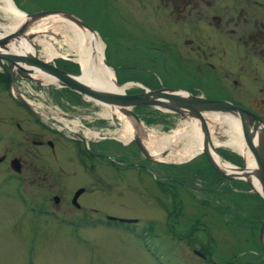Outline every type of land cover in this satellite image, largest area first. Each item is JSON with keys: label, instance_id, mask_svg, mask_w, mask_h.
<instances>
[{"label": "flooded vegetation", "instance_id": "1", "mask_svg": "<svg viewBox=\"0 0 264 264\" xmlns=\"http://www.w3.org/2000/svg\"><path fill=\"white\" fill-rule=\"evenodd\" d=\"M15 2L26 5L30 12L65 11L95 31L97 28L108 30L104 37L99 36L102 41L103 38L110 41L115 48L113 57L118 63L114 68L115 74H151L150 79L154 82L151 89L164 87L155 83L154 74H167L173 84L167 88L224 101L245 113L244 122L250 126L252 123L263 125L264 128V0ZM7 64L12 67L11 63ZM2 68L0 94L8 92L9 96L13 95L15 103L4 102V97H0V122L12 126L16 135L12 141L17 151L10 152L7 143L1 141L0 163L9 165L10 160L16 158L18 166L13 170L9 165L11 173L6 172L2 178L4 181L15 180L18 184L29 183L37 190L51 193L56 183L66 176V188L70 189L68 201L78 214L77 218H67V223H115L117 219H110L113 216L136 219L134 222H122L124 227L137 225V217L107 213L104 208L109 201L122 202L125 199L131 200V210L137 208L142 192L139 190L136 198L140 172L149 180L143 189L154 205H145L153 209L156 219L161 221L162 227H158L161 230L156 231L160 236L190 237L196 239L193 243L199 244L197 238L200 234L208 233L210 225L218 222L226 215L225 212L236 215V204H229L227 211L217 198L220 181L232 180L215 171L203 153L198 155L203 167L199 169L196 166L188 174L181 169L173 173L170 162L145 156L140 151L134 138V133L139 138V124L132 125L133 136L126 141L119 135H113L115 130L111 131L106 126L78 132L69 129L70 135H66L54 126L35 124V112L40 111V106L23 97L26 105L19 102L18 91L12 86L14 76L17 78L18 75L8 76L7 68ZM138 91L139 88L131 92ZM133 111L143 124L151 122L163 126V129L170 125L171 112L163 118L145 120L144 116L151 113L138 112L136 107ZM44 115L49 120H58L50 114L52 118ZM212 136L217 140L228 139L219 128L213 131ZM111 148L118 153L111 152ZM64 153H69L74 161L67 170L53 165V162L62 161ZM236 158L240 159L238 165L243 166L242 156ZM195 179L200 183L194 182ZM77 190L79 192L73 199ZM57 191L47 199L58 207L63 190L59 187ZM198 193L202 195L198 196ZM250 211V207H245L243 215L249 216ZM33 212L52 213L46 206H37ZM59 219L64 222L66 218L62 216ZM184 222L190 223L193 230L178 231L174 224Z\"/></svg>", "mask_w": 264, "mask_h": 264}, {"label": "rangeland", "instance_id": "2", "mask_svg": "<svg viewBox=\"0 0 264 264\" xmlns=\"http://www.w3.org/2000/svg\"><path fill=\"white\" fill-rule=\"evenodd\" d=\"M18 4L21 11L30 12V8H27L26 5L19 2ZM47 17L49 16L33 22L26 31L27 34H33L30 40L34 44L37 57L41 60L48 59L46 49L39 43L40 39H46L52 44L56 52V55L49 61L59 68L65 67V70L73 75H78L80 66L73 59V52L66 43L65 33L58 32L51 26L43 29L42 25L51 20ZM50 17L52 20L62 22L60 24L64 25L65 28H69L66 19L56 16ZM62 20H66V22ZM7 24H9L8 19L0 11V34L9 32L3 28ZM96 32V36L100 40L99 35L104 37L108 30L97 28ZM101 42L104 45L103 54L107 63L112 68H116L118 63L113 57L114 46L105 38ZM7 65L6 60H1L0 74H4L2 66H5L10 74L18 75L17 78L14 76L12 86L16 87L19 96L41 108L40 111L35 112L37 119L35 124L40 122L49 128L54 126L66 135H70L69 129L78 132L85 128L94 129L95 127L106 126L111 131L115 130L113 135L116 137L119 135L121 140L126 136L122 133L123 131H129L130 136H133L132 119L119 111L112 112L109 109L110 117L103 118L101 114L106 112L105 106L97 104L96 101L84 95L79 96L71 88L64 86L62 82L42 84L31 77V73H28L30 76L28 77L22 71H10L11 68ZM154 75L155 83L164 87H172L173 84L168 80L167 74L158 73ZM150 76L144 73L114 74L113 79L118 83H130L125 91L131 92L137 90L136 84L150 88L151 83H154ZM1 96L5 98H2L4 102H9L12 105L15 103L13 95L12 97L9 96L8 92L2 91ZM136 110L142 113H151L148 116L151 119L163 118L169 114L167 111L152 109L150 106H140ZM41 113L48 114V118L54 117L58 120H49ZM60 120L61 122H59ZM185 121L175 113L171 114L170 125L166 126L165 129L163 126L151 124V122L143 124L141 121L137 132L150 157L164 161V153L156 151L157 156L151 154V150L155 147L150 143V138L161 137L164 133L173 134L176 130L182 129ZM98 122H104V124H98ZM227 125L224 123L216 128L221 126L219 130L225 129L223 132L228 136L226 134ZM12 129L11 125L0 122V143L1 141L6 142L9 151L15 152L17 149L12 140L16 135ZM221 141L225 140H217V142ZM180 143L176 144L179 149L182 147ZM113 149H110L111 152L114 151L113 153L117 154V150ZM218 151L220 154H224V158H228L235 162L233 164L238 165L237 161L240 159L236 158L228 147L219 148ZM192 155L171 162L173 173L181 169L188 174L196 166L199 169L203 167L198 160L200 154ZM185 158L189 159L183 160ZM72 163H74L73 158L69 156V153H64L62 161L53 162V165L62 166L64 170H67ZM9 169L8 163H0V264H221L225 262L228 264H264V258L258 244L259 224L257 223V220H260L264 214V210L259 213L260 208L255 209L258 200L254 196V191L244 181H220L217 196L221 205L223 203L226 205L238 204L235 207L236 213H241L242 217H237V214L233 216L231 213L229 215L228 212H225L227 216L224 215L218 222L212 223L208 233L202 232L200 234L197 240L202 244H198V242L193 243L196 239L190 237L180 239L172 234L160 236V232H156L161 230L158 227H162V224L160 220L156 219L154 210L145 205L146 203L154 204L146 190L143 189L149 180L142 172H140L139 187L135 193L137 198L139 190L142 191L137 208L131 210L129 207L131 200L127 199L122 200V202L109 201L105 204V208L104 206L100 207V209L104 208L107 213L137 217V225L130 229L118 223L87 222L79 224L77 222L76 224H69L65 220L77 218L78 214L75 213L68 201L70 189L67 190L66 188V176L62 181L56 183L50 193L46 190H37L29 183L18 184L15 180L4 181L2 177L6 172L11 173ZM194 182L200 183L197 179ZM150 183L152 184V182ZM59 187L63 190V197L57 207L51 199H47V196L58 192ZM201 195L198 193V196ZM113 197L116 198L115 195ZM248 205L253 207V211L249 216H245L243 213L245 207L246 209L249 208ZM37 206L43 208L46 206L52 213L39 214L33 212ZM56 207L59 208V211ZM224 208L227 211L230 209L229 207ZM60 212H62L61 215ZM62 216L66 218L64 222L59 219ZM174 225L180 232L193 230L190 223L187 222ZM154 233H158L159 236H155ZM193 248L196 252H193ZM197 252L203 253L204 258L200 257Z\"/></svg>", "mask_w": 264, "mask_h": 264}, {"label": "water", "instance_id": "3", "mask_svg": "<svg viewBox=\"0 0 264 264\" xmlns=\"http://www.w3.org/2000/svg\"><path fill=\"white\" fill-rule=\"evenodd\" d=\"M13 7L17 11L23 13L24 20L14 30L4 33L0 36V62L1 60H6L11 63L12 67L10 71H13L14 69L16 71H22L28 77H30L28 73H31L34 70L41 71L47 75H50L51 77H54L59 82H62L64 86L71 88L75 92L80 93L89 99L110 105L111 107H115L121 114L131 118L134 125L140 123L139 118L132 110V107L137 105H151L158 109L178 114L185 120L196 122V124H198L199 133L201 134L202 152L213 169L227 178H237L244 180L255 192H258L264 200L263 125L252 123V126H250L244 122L245 113L234 106H231L221 100L204 99L182 89H173L167 87L149 89L143 87L142 85H137L139 88H141V91L136 93H127L124 89L121 91H116L112 89H100L90 86L87 83L78 80L76 78L77 75H73L72 73L57 67L49 60L39 59V57L36 55V49L33 46L34 44L30 40L33 34H27L26 31L33 22L46 16H56L58 18L66 19L67 22L71 23L72 25L83 28L93 35H96L95 31L91 27L84 24L77 17L65 11L48 9L23 12L16 8L14 4ZM18 40H24L31 44L32 51L27 53H17L8 47L10 42H16ZM102 60L104 66H106L113 74V69L107 64L104 57H102ZM6 74L9 76L10 72L6 71ZM125 83L127 82L122 84ZM18 100L19 102L25 104V101L19 96ZM207 113H220L237 118L243 138L242 140L253 160L252 166L249 167L247 164L244 167L232 165L235 171L228 172L223 170L216 163L211 155V150L213 152L215 151L210 137V129L206 119L204 118V115ZM134 134L135 141L138 144L140 151L145 156H148L149 154L145 150L140 139L137 137L136 133ZM219 158L222 160L220 156ZM9 165L13 170H17V159L12 158L9 162ZM251 179H255L260 185L261 192L253 188ZM78 192L79 190L74 193L73 199L78 194ZM110 218L114 219V217ZM118 220L134 221L135 219L118 218ZM258 242L264 255V217L261 220L258 228Z\"/></svg>", "mask_w": 264, "mask_h": 264}, {"label": "bare ground", "instance_id": "4", "mask_svg": "<svg viewBox=\"0 0 264 264\" xmlns=\"http://www.w3.org/2000/svg\"><path fill=\"white\" fill-rule=\"evenodd\" d=\"M0 11L4 13L9 22V24L3 26L4 29H7L6 31L14 30L24 20L23 13L17 11L13 7L11 0H0ZM47 18L51 20H48L42 25L43 29L51 26L56 31L65 33L67 38L66 43L73 52V59L80 66V72L76 77L78 80L85 82L95 88L108 90L112 89L116 91H121L122 89L125 90V88L130 85V83L121 85L115 83L113 74L106 66H104L102 62L103 44L96 37V35H93L87 30L74 26L64 20L62 21L66 22L69 25V28H65L64 25L60 24L62 22H58L55 19L52 20L50 16ZM1 35L2 34H0V36ZM39 43L46 49V54L48 56L47 60L53 58L56 55L52 44L46 39H40ZM8 47L17 53H27L32 51L31 44L27 43L24 40L10 42L8 44ZM30 75L42 84H54L55 82H59L54 77H51L50 75H47L38 70L32 71ZM96 103L101 104L106 108V112L101 114L103 118L110 117V114L108 113L109 109L112 112L118 111L115 107H111L110 105L103 104L98 101H96ZM204 118L207 121L209 129H212L213 131L218 125H222L224 123L228 124L226 133L228 135V139L223 142L221 141L222 144L241 153V155L245 158L247 166L250 167L253 165L251 156L247 154L244 147L241 145V141L243 138L241 135V130L239 129V122L236 118L220 113H207L204 115ZM122 133L126 135L125 138L123 137V141L131 138L129 131H123ZM200 140L201 134L198 130V124H196V122L194 121L186 120L184 125L182 126V129L176 130L173 134L164 133L163 135H161V137L150 138V143H152L155 147L153 150H151V154L153 156H157L156 151H160V153H164V161H177L181 158L188 157L189 155L199 152L201 148ZM178 142H181L180 144L182 147L180 149L178 146H176ZM221 142H217L215 137L212 138V143L214 145ZM211 155L223 170L228 172L235 171L231 164L221 160L219 156L212 150ZM251 183L254 189L261 192V187L255 179H251Z\"/></svg>", "mask_w": 264, "mask_h": 264}, {"label": "trees", "instance_id": "5", "mask_svg": "<svg viewBox=\"0 0 264 264\" xmlns=\"http://www.w3.org/2000/svg\"><path fill=\"white\" fill-rule=\"evenodd\" d=\"M62 69H66L65 67H61ZM146 117L145 120H151V118H148V116H144ZM254 196L256 197V199L258 200V204L255 206L257 209L260 208V212H263L262 210H264V202L263 200L261 199V197H259L257 194H254ZM252 223V222H251ZM257 223H259V220H257ZM221 264H228V262H225V263H221Z\"/></svg>", "mask_w": 264, "mask_h": 264}]
</instances>
